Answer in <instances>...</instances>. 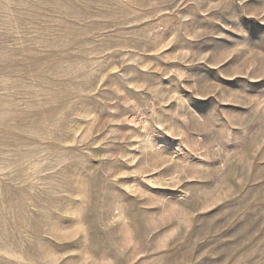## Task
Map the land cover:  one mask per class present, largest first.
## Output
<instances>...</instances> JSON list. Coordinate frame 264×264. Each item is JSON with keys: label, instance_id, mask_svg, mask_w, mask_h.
Returning a JSON list of instances; mask_svg holds the SVG:
<instances>
[{"label": "rangeland", "instance_id": "1", "mask_svg": "<svg viewBox=\"0 0 264 264\" xmlns=\"http://www.w3.org/2000/svg\"><path fill=\"white\" fill-rule=\"evenodd\" d=\"M0 264H264V0H0Z\"/></svg>", "mask_w": 264, "mask_h": 264}]
</instances>
